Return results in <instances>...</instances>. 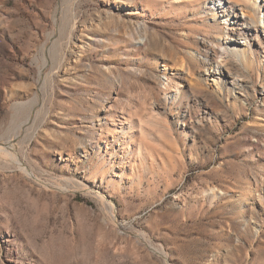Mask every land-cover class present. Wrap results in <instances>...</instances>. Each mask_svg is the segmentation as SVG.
<instances>
[{"label":"rangeland","instance_id":"obj_1","mask_svg":"<svg viewBox=\"0 0 264 264\" xmlns=\"http://www.w3.org/2000/svg\"><path fill=\"white\" fill-rule=\"evenodd\" d=\"M250 1L0 0V264H264Z\"/></svg>","mask_w":264,"mask_h":264},{"label":"bare ground","instance_id":"obj_2","mask_svg":"<svg viewBox=\"0 0 264 264\" xmlns=\"http://www.w3.org/2000/svg\"><path fill=\"white\" fill-rule=\"evenodd\" d=\"M250 6H255V7H261V8H264V0H251L250 1ZM264 17V16H263ZM262 22V21H261ZM252 24H250L249 22L246 23L245 19L242 20L241 22L239 21V24L236 28L237 31H240L242 29H244V27H248ZM216 60V59H215ZM222 59L216 61L215 65L210 68V72L209 73H212V74H218L219 72L222 71ZM2 148V147H1ZM210 194L212 195V197H214V192L213 190L210 191Z\"/></svg>","mask_w":264,"mask_h":264}]
</instances>
